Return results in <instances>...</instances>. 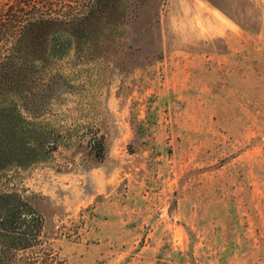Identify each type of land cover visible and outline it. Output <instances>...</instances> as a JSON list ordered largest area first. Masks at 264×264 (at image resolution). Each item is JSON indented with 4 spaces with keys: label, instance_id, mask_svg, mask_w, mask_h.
<instances>
[{
    "label": "rangeland",
    "instance_id": "rangeland-1",
    "mask_svg": "<svg viewBox=\"0 0 264 264\" xmlns=\"http://www.w3.org/2000/svg\"><path fill=\"white\" fill-rule=\"evenodd\" d=\"M0 264H264V0H0Z\"/></svg>",
    "mask_w": 264,
    "mask_h": 264
},
{
    "label": "trees",
    "instance_id": "trees-1",
    "mask_svg": "<svg viewBox=\"0 0 264 264\" xmlns=\"http://www.w3.org/2000/svg\"><path fill=\"white\" fill-rule=\"evenodd\" d=\"M20 209L17 196L0 194V234L6 236L7 240L16 237L13 231L18 226L19 219L30 215V213L24 215Z\"/></svg>",
    "mask_w": 264,
    "mask_h": 264
}]
</instances>
